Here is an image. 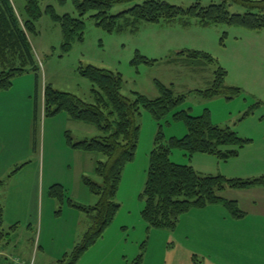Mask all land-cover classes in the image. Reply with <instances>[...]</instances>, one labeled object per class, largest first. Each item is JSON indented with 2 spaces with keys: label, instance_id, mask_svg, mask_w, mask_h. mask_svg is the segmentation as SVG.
I'll return each mask as SVG.
<instances>
[{
  "label": "rangeland",
  "instance_id": "obj_1",
  "mask_svg": "<svg viewBox=\"0 0 264 264\" xmlns=\"http://www.w3.org/2000/svg\"><path fill=\"white\" fill-rule=\"evenodd\" d=\"M167 1L183 8L196 2ZM211 1L203 0V4ZM40 2L42 9L53 5L59 15L78 16L74 0ZM12 3L21 17L26 1ZM130 6L131 3H119L113 12ZM229 10L243 13L245 7L233 3ZM37 31L29 38L40 69L16 76L9 89L0 90V179L4 182L0 201L4 207V229L7 232L12 224H18L17 231L0 242V264H59V259L81 241L91 223L77 204L94 205L98 196L90 191L83 177L102 183L95 167L106 158L82 152L75 163L71 162L67 132L78 141L91 138L98 131L85 122L70 119L65 112L46 116L43 107L46 84L94 101L92 82L80 74V64L120 72L124 81L122 93L127 96L139 92L156 98L161 94L160 82L175 95H186L176 109L194 116L208 109L213 124L229 126L247 139L238 154L226 159L206 152L190 155L176 147L172 150L173 161L190 164L202 174L228 178L264 174V29L202 24L197 18L181 16L158 22L141 21L135 29L109 32L86 16L84 38L74 39L65 53L60 23L44 14L37 22ZM189 51L207 53L215 61L200 62ZM138 55L157 61L146 63ZM172 57L179 59L169 61ZM219 66L227 71L225 84L239 87L242 92L232 98L220 95L207 99L196 91L212 84ZM138 122L136 155L123 170L115 198L120 209L102 236L82 255L81 264H127L139 255L143 256V264H264V217L255 215L253 207L244 210L243 217H235L227 207L214 204L219 207L191 209L174 229L148 225L142 217V194L154 139L160 130L167 140L180 138L186 134L187 126L173 112L158 120L145 108ZM52 178L65 188L62 201L48 194ZM248 192L227 189L221 195L241 199L247 209L254 196ZM223 214L227 219H223ZM215 229L224 231L223 238L211 233Z\"/></svg>",
  "mask_w": 264,
  "mask_h": 264
},
{
  "label": "trees",
  "instance_id": "obj_2",
  "mask_svg": "<svg viewBox=\"0 0 264 264\" xmlns=\"http://www.w3.org/2000/svg\"><path fill=\"white\" fill-rule=\"evenodd\" d=\"M25 1V12L19 17L12 0H0V90L9 89L16 76L31 69H40L29 34L38 32L37 22L44 14L60 23L64 53L71 49L74 39L84 38L86 16L109 32L135 29L141 21L158 22L161 19L172 20L181 16L197 18L202 24L226 23L249 29H264V0H212L207 5L203 4V0H196L188 8L167 0H74L77 17L70 14L59 15L53 5L42 9L40 0ZM61 2L64 3V0ZM119 3H131V6L114 13L113 9ZM233 3L243 5L245 11L231 12L229 6ZM189 54L203 63L215 61L211 55L201 51H189ZM137 57L146 63L157 61L141 55ZM178 59L179 57H172L168 60ZM78 69L82 76L92 82L94 101H85L74 93L46 84L43 95L44 114L53 117L65 112L70 119L94 127L98 131L97 135L78 141H74L67 132V142L74 150L98 153L106 159L99 160L95 167V173L102 179V183L88 176L83 177L90 191L98 196V202L94 205L77 204L88 214L91 223L81 241L70 253L59 259V264H81L82 255L102 236L120 209L121 205L115 198L123 170L136 155L140 135L138 118L142 108L150 111L158 120L173 112L174 117L183 119L187 126L186 134L180 138L167 140L160 130L154 139L142 194V217L148 225L174 229L180 218L191 209L213 204L227 207L235 217L244 216L237 200L227 199L221 194L227 189H264V174L247 178L202 174L190 164L173 161L172 150L176 147L182 148L190 155L195 152L214 153L226 159L238 154L247 139L240 137L229 126L213 124L208 109L196 116L187 110L176 109L185 101L186 95H175L171 88L160 82L158 88L161 94L156 98H148L139 92L127 96L122 93L124 81L120 72L93 64H80ZM226 75L227 71L219 66L212 84L196 92L207 99L220 95L232 98L240 94L241 88L225 84ZM36 113L38 114V108L35 107V123ZM3 183L0 181V189ZM48 194L62 201L65 188L63 184L55 183L50 186ZM15 226L17 225L11 229ZM11 234V230L6 232L4 229V207L0 201V242ZM142 257L139 255L127 264H143Z\"/></svg>",
  "mask_w": 264,
  "mask_h": 264
},
{
  "label": "crops",
  "instance_id": "obj_3",
  "mask_svg": "<svg viewBox=\"0 0 264 264\" xmlns=\"http://www.w3.org/2000/svg\"><path fill=\"white\" fill-rule=\"evenodd\" d=\"M70 121V120H68ZM93 131V130H92ZM69 148L71 149V151H69L70 155H71V162H74L75 163V159L76 157H81V151H78V150H74L73 148H71L69 146ZM23 166V165H22ZM70 166H71V163H70ZM44 167V165L41 167V169ZM0 181H2L0 179ZM53 184H55V182L53 181V178H52V184L50 186H52ZM42 186H43V183H42ZM49 186V188H50ZM39 187V185H38ZM241 191H249L248 194H253V198L252 200H250L248 203H247V209L246 207H244L241 203V199H236L233 197V199L237 200L238 203H239V206L240 208L244 211V210H248V208L250 207H253L254 208V211L255 212V215H258V216H263L264 217V189L260 188V187H254V188H250V189H246V190H241ZM226 192V191H225ZM243 193V192H242ZM256 193V194H255ZM224 197H226L224 195ZM227 198V197H226ZM229 198V197H228ZM0 199H1V195H0ZM215 205H221V204H215ZM214 204L211 206L210 209H213L212 207H219V206H215ZM209 206V205H208ZM207 207V206H206ZM204 207V208H206ZM224 207V206H223ZM202 208V209H204ZM245 212V211H244ZM183 217V216H182ZM223 219H227V216L226 215H222ZM15 224H12L11 227L9 228L12 232L14 231H17L18 229V224H16L17 226H15L14 229H11ZM212 234H215L217 233L219 236H221L223 238V233L224 231L222 229H215L214 231L211 232ZM211 234V235H212ZM11 237V235H10ZM210 242H211V245H214L215 244V241L211 238L210 239ZM3 249L1 250V244H0V254H3Z\"/></svg>",
  "mask_w": 264,
  "mask_h": 264
}]
</instances>
